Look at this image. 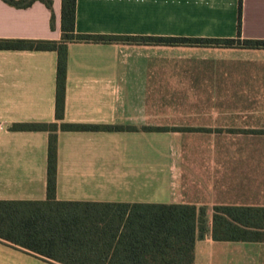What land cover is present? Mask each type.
Here are the masks:
<instances>
[{
    "label": "crops",
    "instance_id": "obj_1",
    "mask_svg": "<svg viewBox=\"0 0 264 264\" xmlns=\"http://www.w3.org/2000/svg\"><path fill=\"white\" fill-rule=\"evenodd\" d=\"M52 1L54 29L42 2L19 9L0 0V39L60 40L62 0ZM238 19L239 0H77L75 30L238 39ZM244 39L264 40V0H243ZM57 59L54 51L0 50V200L47 199L49 132L12 125L136 127L59 130L57 200L112 204L100 212L125 219L162 205L206 207L194 264H264V242L212 238L214 207H264V49L71 43L62 121ZM133 256L118 252L113 264ZM0 264L62 263L0 240Z\"/></svg>",
    "mask_w": 264,
    "mask_h": 264
},
{
    "label": "trees",
    "instance_id": "obj_2",
    "mask_svg": "<svg viewBox=\"0 0 264 264\" xmlns=\"http://www.w3.org/2000/svg\"><path fill=\"white\" fill-rule=\"evenodd\" d=\"M15 8L42 2L52 11V0H3ZM242 2L239 0L238 39L117 36L79 34L75 30L77 0H62L60 40L0 39V50L54 51L57 121L64 119L67 56L71 43H127L167 45L242 46L264 49V40H241ZM13 131L49 132L47 199L44 201L0 200V240L62 264H113L114 254L134 253L130 264H194L195 243L208 231L207 208L194 205H162L154 213L134 217L100 212L112 204L58 201V131H137L120 125L68 123H19ZM167 131L168 128H143ZM173 130H179L174 128ZM93 208V209H92ZM97 208V209H94ZM99 208V209H98ZM215 241L264 242V207L216 206L212 221ZM121 244H126L121 249ZM112 254L111 260L107 257ZM129 256V255H128ZM131 256V255H130Z\"/></svg>",
    "mask_w": 264,
    "mask_h": 264
}]
</instances>
